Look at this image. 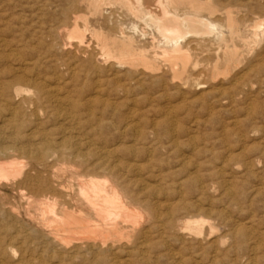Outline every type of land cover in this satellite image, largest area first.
<instances>
[{
	"label": "rangeland",
	"instance_id": "374dc122",
	"mask_svg": "<svg viewBox=\"0 0 264 264\" xmlns=\"http://www.w3.org/2000/svg\"><path fill=\"white\" fill-rule=\"evenodd\" d=\"M44 1H48L47 3L52 2L48 4L47 8H43ZM242 2L245 4V8L240 13L247 16L245 17V25L251 26L258 20H263L264 22V0H242ZM54 5V0H0V20L3 21L4 18L2 23L0 21V86H3L2 88L0 87V107L2 108H0V147L20 144V146L32 151V155L38 152L45 154L44 152L49 147L60 151L58 155L56 154L57 157L51 160L47 159L41 164L42 166L37 165L41 171L42 179H51L53 184L55 180L59 182L56 184L57 182L55 181V184L58 185L57 188L59 187L60 189L57 195H36L34 193L30 194L31 191L23 187L16 189L12 186V177L8 181H2V187L0 188V202H2L0 203V206L2 205L0 208V263L127 264L128 261L130 264H264V58L259 55L261 50H264V41L252 43L253 45L248 52L247 59L235 65L233 71H202L203 74L201 71H198V73L197 71H178L177 74L172 71H146L147 73L143 71L140 83H138L127 79L126 71H68L66 67L59 64L63 62L64 57L62 60H58L54 55L50 56L46 51L47 43H53L54 39L48 36V24L44 23V18L54 12ZM13 15L18 18L16 19ZM248 20L249 23H247ZM11 25H14L16 29L12 28ZM28 26L29 28H26ZM4 27L6 29H3ZM148 30L151 32L153 29L150 28ZM40 41H43V43ZM27 44L28 46H26ZM34 46L36 50H32ZM17 52L20 53L18 54ZM16 53L19 58L16 57ZM251 64L260 65V70L248 71ZM114 72L118 73L115 74ZM121 75L123 78H121ZM148 75L151 76L149 77ZM31 78L33 81L30 80ZM199 79L200 81H198ZM44 81L49 85H46ZM233 81L239 83L236 85ZM32 82L34 84H31ZM195 82L200 83L196 84ZM119 83L124 85L122 86ZM16 84H22L21 86L28 90L24 92L25 96H16L11 92L9 88ZM47 86L51 89L49 90ZM127 86L132 89L129 93L121 90ZM218 87H220V90ZM52 89L53 93H49L52 92ZM100 90L102 91L100 92ZM96 95L97 98L100 95L99 100H97ZM102 95L103 97H101ZM16 99L19 100L16 102ZM134 100H136V103ZM37 101L41 102L38 103ZM73 102L74 104H72ZM27 110L30 112H27ZM65 111L66 113H64ZM42 112L44 113L42 114ZM90 113L93 115L91 116ZM5 118L7 119L6 121L4 120ZM224 129H229L230 131L224 132ZM14 130L17 131L15 132ZM60 132L61 134H59ZM2 137H4L3 140ZM10 137H15L16 141L10 140ZM4 140L6 141L3 142ZM8 141L10 144H8ZM86 141L88 143H85ZM117 146L118 148H116ZM94 147L97 148L94 149ZM67 151L70 152L68 153ZM11 155L9 159H3L0 162L14 161L18 165H22L24 170L29 168L31 164H36L32 155L31 158L16 152H12ZM92 155L93 157L89 158ZM104 156L106 157L104 158ZM19 160H22V162ZM74 162L77 164L80 162V164H85V166L76 165ZM129 163L132 165L130 166ZM103 167H106V170ZM47 171L48 175L46 174ZM52 173L53 178L51 177ZM89 173L94 178H108L112 184L115 179H118L117 182L119 184L132 187L133 193L140 199V201H132L133 203L130 201L132 206L136 204L135 207L140 208V210L142 205L144 207L149 204H151V206L149 205L150 207L154 206L151 209L149 206L147 208L142 207L143 214L147 213V215H144L146 218L141 215L138 219L132 221L123 219L124 222L121 221V225H123L125 230L122 234L123 236L110 237L111 241L107 239L111 247L106 246L102 249L97 248L90 251L86 247H79L80 245L74 240L81 235L75 234L78 235L75 236L74 233L62 232L64 236H71L69 238L72 239L69 242L70 244L64 242V244L59 245L49 235L50 231L58 227V224L47 222L46 224L48 225H46L38 220V218L43 216L47 219L51 216H55L54 219H59V206H61L62 202L70 203L72 196L69 192L74 193L78 188L79 180L89 178ZM168 174L171 175L169 176ZM160 175L163 176L159 177ZM162 180L163 182H160ZM190 185L192 190L189 188ZM143 186L144 188H142ZM74 187L76 189H73ZM158 187L161 189H158ZM227 189H229L228 192ZM182 192L184 193L182 194ZM27 193L29 194L28 196ZM33 195L36 198L39 196L38 199L41 201L33 198ZM50 196L51 198L49 199ZM53 197H57V199ZM46 198H48L46 202L52 201H49L52 203L51 206L56 203L55 211H57V214L54 210H52L53 212L51 210L46 211L47 214L44 213L46 203L43 200H46ZM180 198L184 200L182 201ZM14 201L15 203H13ZM165 201H167L166 204ZM168 202L170 203L168 204ZM197 203H199V206ZM157 208L160 210H157ZM174 208L177 209L175 210ZM208 209L212 212L211 214ZM28 212L33 217L28 216ZM154 213L155 215H153ZM34 216L35 220H33ZM186 216H191L190 218H201L202 216L204 219L207 218L201 235L194 236L188 232L181 233L177 230L178 228L173 229L171 224L168 223L171 217L176 222L188 219ZM145 220L147 221L146 225ZM132 222L133 224H131ZM54 225L56 226L55 228H53ZM140 226L145 227V229ZM36 228L39 231L35 230ZM251 233L254 234L252 235ZM148 234L151 235V238ZM25 235L26 238L24 237ZM15 237L18 238L16 239ZM258 241L260 242L258 243ZM133 250L135 251L133 252ZM142 250H144L143 252L146 251L145 255ZM173 252L176 258L173 257ZM104 258L107 259L105 260ZM30 261L32 262L30 263ZM60 261L62 262L60 263Z\"/></svg>",
	"mask_w": 264,
	"mask_h": 264
},
{
	"label": "bare ground",
	"instance_id": "6f19581e",
	"mask_svg": "<svg viewBox=\"0 0 264 264\" xmlns=\"http://www.w3.org/2000/svg\"><path fill=\"white\" fill-rule=\"evenodd\" d=\"M48 1H44L42 7L47 8ZM54 12L50 13L44 20L48 24V36L54 39L53 43H47L48 54L54 55L58 60H62L59 64L66 67L68 71H126L127 79L140 83L143 71H172L177 74L178 71H233L234 66L240 64L242 60L247 59L252 43L264 41V22L258 20L251 26L245 25L247 16L241 15L240 11L245 8L242 0H54ZM35 4V3H34ZM51 5V4H50ZM247 5V4H246ZM29 6V5H28ZM249 6V5H248ZM52 8V7H51ZM45 10V9H44ZM5 11V10H4ZM51 11V10H50ZM34 12V11H32ZM4 13V12H3ZM11 13V12H10ZM40 13V12H39ZM6 14V13H5ZM48 14V13H47ZM1 15V14H0ZM248 15V14H247ZM15 16V15H13ZM4 17V15H3ZM32 17V16H31ZM36 17V16H35ZM11 18V17H10ZM9 18V19H10ZM17 19L18 17L15 16ZM1 19V16H0ZM264 19V18H263ZM11 20V19H10ZM14 20V19H13ZM1 21V20H0ZM4 21V18H3ZM1 21V23L3 22ZM6 22V21H5ZM252 22V21H251ZM249 23V20L247 21ZM7 26V25H6ZM9 26V24H8ZM12 26V25H11ZM22 26V25H21ZM25 26V25H24ZM10 27V26H9ZM7 27V28H9ZM14 25L12 26V28ZM15 28V27H14ZM26 28H29L26 27ZM153 29L149 32L148 29ZM2 29V27H1ZM3 29H6L5 27ZM16 29V28H15ZM12 30V29H10ZM17 31V30H16ZM36 31V30H35ZM40 31V30H39ZM13 32V31H11ZM29 33V32H28ZM35 33V32H34ZM32 35V34H31ZM43 35V34H42ZM33 36V35H32ZM150 36V37H149ZM1 39V38H0ZM4 39V38H2ZM26 39V38H25ZM35 39V38H34ZM37 39V38H36ZM50 39V38H49ZM6 40V39H5ZM4 41V40H3ZM9 41V39H8ZM11 41V40H10ZM24 41V40H23ZM50 41V40H49ZM1 42V40H0ZM32 42V41H30ZM43 43V41H40ZM5 43H7L5 41ZM262 43V42H261ZM3 44V43H1ZM36 44V43H35ZM25 45V44H23ZM6 46V44H5ZM21 46V44H20ZM28 46V44L26 45ZM33 46V45H32ZM40 47V46H39ZM14 48V47H13ZM11 48V49H13ZM1 49V48H0ZM4 49V48H3ZM9 49V48H7ZM20 50V49H19ZM32 50H36L34 46ZM38 50V49H37ZM24 51V50H22ZM27 51V49H26ZM11 52V51H10ZM28 52V51H27ZM31 52V51H29ZM18 53V52H17ZM16 53V57H17ZM20 53V52H19ZM18 53V54H19ZM7 54V53H6ZM33 54V52H32ZM47 54V53H46ZM260 56L264 58V50H261ZM8 56V55H7ZM14 56V55H13ZM47 57V56H46ZM19 58V57H17ZM16 58V59H17ZM21 58V56H20ZM24 58V57H23ZM42 58V57H41ZM40 58V59H41ZM52 58V57H51ZM14 59V58H13ZM53 59V58H52ZM19 60V59H18ZM25 61V60H23ZM249 61V60H248ZM263 61V60H262ZM28 63V60H27ZM26 63V64H27ZM51 63V62H50ZM25 64V65H26ZM43 64V63H42ZM256 64V63H255ZM17 65V64H15ZM243 65V64H242ZM24 67V66H23ZM241 67V66H240ZM246 67V66H245ZM14 68V67H13ZM16 68V66H15ZM261 66L249 65L248 71H258ZM23 69V68H22ZM26 69V68H25ZM142 71V72H141ZM247 71V70H246ZM200 72V73H201ZM31 73V72H30ZM34 73V72H33ZM39 73V72H38ZM70 73V72H67ZM115 73V72H114ZM118 73V72H117ZM115 73V74H117ZM147 73V72H146ZM150 73V72H148ZM21 74V73H20ZM66 74V73H65ZM76 74V72H74ZM114 74V75H115ZM151 74V73H150ZM203 74V72H202ZM217 74V73H216ZM19 75V74H16ZM23 75V74H22ZM21 75V76H22ZM92 75V74H91ZM123 75V74H122ZM121 75V76H122ZM152 75V74H151ZM151 75H148L149 77ZM167 75V74H165ZM192 75V74H191ZM197 75V74H196ZM205 75V74H204ZM208 75V74H207ZM210 75V74H209ZM28 76V75H27ZM98 76V75H97ZM140 76V77H139ZM155 76V75H154ZM190 76V75H188ZM10 77V76H8ZM69 77V76H68ZM119 77V76H118ZM145 77V76H144ZM161 77V76H160ZM194 77V76H193ZM198 77V75H197ZM206 77V76H205ZM19 78V77H18ZM26 78V77H24ZM37 78V77H36ZM34 78V80H36ZM114 78V77H113ZM123 78V76L121 77ZM208 78V77H207ZM210 78V76H209ZM23 79V78H22ZM60 79V78H59ZM100 79V78H99ZM102 79V78H101ZM119 79V78H118ZM148 79V78H147ZM159 79V78H158ZM240 79V78H239ZM24 80V79H23ZM29 81L28 79H26ZM25 80V81H26ZM32 80V78L30 79ZM42 80V79H41ZM40 80V81H41ZM107 80V79H106ZM111 80V78H110ZM124 80V79H123ZM156 80V79H155ZM165 80V79H164ZM33 81V80H32ZM66 81V79H65ZM102 81H104L102 79ZM118 81V80H117ZM116 81V82H117ZM122 81V80H121ZM174 81V80H173ZM172 81V82H173ZM200 81V79L198 80ZM30 82V81H29ZM38 82V81H37ZM36 82V84H37ZM42 82V81H41ZM88 82V81H87ZM165 82V81H164ZM234 84L236 81H233ZM19 83V82H18ZM43 83V82H42ZM45 83V81H44ZM80 83V82H79ZM98 83V81H97ZM96 83V84H97ZM106 83V82H105ZM135 83V82H133ZM159 83V82H158ZM180 83V82H179ZM178 83V84H179ZM196 84L200 82H195ZM202 83V81H201ZM204 83V82H203ZM8 84V83H7ZM27 84V83H25ZM31 84H34L33 82ZM46 84V83H45ZM100 84V83H99ZM110 84V82H109ZM112 84V82H111ZM121 84V83H119ZM166 84V83H165ZM206 84V83H205ZM2 85V84H1ZM4 85V84H3ZM16 84L9 89L16 96H25L24 92L28 91ZM39 85V84H38ZM46 85H49L48 83ZM122 86L124 84H121ZM126 85V84H125ZM134 85V84H133ZM143 85V84H142ZM174 85V84H173ZM216 85V84H215ZM30 86V85H29ZM99 86V85H98ZM183 86V85H182ZM235 86V85H234ZM1 87V86H0ZM3 87V86H2ZM1 87V88H2ZM108 87V86H107ZM137 87V86H136ZM144 87V86H143ZM187 87V86H186ZM198 87V86H197ZM196 87V88H197ZM240 87V85H239ZM48 88V86H47ZM56 88V87H55ZM54 88V89H55ZM59 88V87H58ZM134 88V87H133ZM195 88V89H196ZM220 87H218L219 89ZM225 88V87H224ZM245 88V87H244ZM263 88V87H262ZM49 89V88H48ZM51 89V88H50ZM49 89V90H50ZM100 89V88H99ZM190 89V88H189ZM201 89V88H200ZM204 89V86H203ZM222 89V88H221ZM226 89V88H225ZM36 90V89H33ZM57 90V89H55ZM104 90V89H103ZM129 93L132 91L130 86L121 89ZM193 90V89H191ZM209 90V89H208ZM212 90V89H211ZM220 90V89H219ZM223 90V89H222ZM37 91V90H36ZM44 91V90H43ZM84 91V90H83ZM96 91V90H95ZM102 90H100L101 92ZM55 92V91H54ZM59 92V91H58ZM81 92V91H79ZM120 92V90H119ZM3 93V92H2ZM47 93V92H46ZM53 93V89L52 92ZM69 93V92H68ZM82 93V92H81ZM111 93V92H110ZM109 93V94H110ZM207 93V92H206ZM115 94V93H114ZM124 94V93H123ZM14 95V96H15ZM67 95V94H66ZM121 95V94H120ZM127 95V94H126ZM134 95V94H133ZM242 95V94H241ZM39 96V95H38ZM48 96V95H47ZM69 96V95H68ZM116 96V95H114ZM1 97V95H0ZM3 97V96H2ZM13 97V96H12ZM40 97V96H39ZM65 97V96H64ZM84 97V96H83ZM100 95L97 98L99 100ZM103 97V95L101 96ZM27 98V97H26ZM57 98V96H56ZM69 98V97H68ZM21 99V98H20ZM85 99V98H84ZM93 99V97H92ZM95 99V97H94ZM109 99V98H108ZM107 99V100H108ZM226 99V98H225ZM19 100V99H18ZM16 99V102L18 101ZM27 100V99H26ZM64 100V99H62ZM68 100V99H67ZM91 100V99H90ZM252 100V99H251ZM2 101V100H1ZM25 101V100H24ZM29 101V100H27ZM95 101V100H94ZM113 101V100H112ZM136 103V100H134ZM229 101V100H228ZM15 102V103H16ZM34 102V101H33ZM38 102V101H37ZM41 102V101H40ZM38 102V103H40ZM70 102V101H69ZM100 102V101H98ZM97 102V103H98ZM2 103V102H1ZM5 103V101H4ZM44 103V102H43ZM58 103V102H57ZM85 103V102H84ZM176 103V102H175ZM226 103V102H225ZM25 104V103H24ZM53 104V103H52ZM61 104V103H60ZM74 104V102L72 103ZM70 104V105H72ZM77 104V103H75ZM92 104V103H91ZM117 104V103H116ZM115 104V105H116ZM2 105V104H1ZM19 105V104H18ZM30 105V104H29ZM41 105V104H40ZM39 105V106H40ZM56 105V104H55ZM59 105V104H58ZM57 105V106H58ZM80 105V104H79ZM83 105V104H82ZM88 105V104H87ZM94 105V104H92ZM251 105V104H250ZM249 105V106H250ZM42 106V105H41ZM67 106V105H64ZM11 107V106H8ZM26 107V106H25ZM28 107V106H27ZM34 107V106H33ZM61 107V106H58ZM69 107V106H68ZM252 107V106H251ZM1 108V107H0ZM64 108V107H63ZM72 108V107H70ZM75 108V107H74ZM87 108V107H86ZM93 108V107H91ZM2 109V108H1ZM8 109V108H6ZM33 109V108H32ZM79 109V107H78ZM109 109V107H108ZM112 109V108H111ZM54 110V109H53ZM60 110V109H59ZM94 110V109H93ZM92 110V111H93ZM42 111V110H40ZM49 111V110H48ZM134 111V110H133ZM169 111V110H168ZM249 111V110H248ZM20 112V111H19ZM27 112H30L27 110ZM32 112V111H31ZM68 112V110H67ZM70 112V111H69ZM72 112V111H71ZM152 112V111H151ZM171 112V111H170ZM21 113V112H20ZM23 113V112H22ZM36 113H38L36 111ZM44 112H42L43 114ZM62 113V111H61ZM60 113V114H61ZM66 113V111L64 112ZM73 113V112H72ZM71 113V114H72ZM96 113V112H95ZM91 114V113H90ZM114 114V113H113ZM38 115V114H37ZM49 115V114H48ZM76 115V113H75ZM93 114H91L92 116ZM107 115V114H106ZM133 115V114H132ZM8 116V115H7ZM11 116V115H10ZM27 116V115H26ZM53 116V115H52ZM109 116V115H108ZM134 116V115H133ZM173 116V115H172ZM9 117V116H8ZM7 117V118H8ZM28 117V116H27ZM73 117V116H72ZM78 117V116H76ZM95 117V116H94ZM115 117V116H114ZM130 117V116H129ZM62 118V117H61ZM60 118V119H61ZM67 118V116H66ZM75 118V117H74ZM73 118V120H74ZM17 119V118H16ZM15 119V121H16ZM36 119V118H35ZM49 119V118H48ZM59 119V117H58ZM79 119V118H78ZM7 120L6 118L4 119ZM9 120V118H8ZM19 120V119H17ZM31 120V119H30ZM42 120V119H41ZM68 120V119H67ZM80 120V119H79ZM132 120V118H131ZM1 121V120H0ZM26 121V120H25ZM34 121V120H33ZM71 121V120H70ZM10 123V121H8ZM75 122V121H74ZM174 122V121H173ZM178 122V121H177ZM25 123V122H24ZM40 123V122H39ZM70 123V122H69ZM5 124H7L5 122ZM4 124V125H5ZM14 124V123H13ZM32 124V123H31ZM35 124V123H34ZM33 124V125H34ZM42 124V123H41ZM138 124V123H137ZM141 124V123H140ZM2 125V124H1ZM9 125V124H8ZM11 125V124H10ZM18 125V124H17ZM122 125V124H121ZM176 125V124H175ZM6 126V125H5ZM31 126V125H30ZM110 126V125H109ZM3 127V126H2ZM27 127V126H26ZM39 127V126H37ZM57 127V126H56ZM78 127V126H77ZM136 127V125H135ZM141 127V126H139ZM138 127V128H139ZM176 127V126H175ZM5 128V127H4ZM3 128V129H4ZM11 128V126H10ZM71 128V127H70ZM87 128V127H86ZM227 128V126H226ZM2 129V130H3ZM67 129V128H66ZM72 129V128H71ZM137 129V128H136ZM163 129V128H161ZM177 129V128H176ZM7 130V129H6ZM23 130V129H22ZM36 130V129H35ZM34 130V131H35ZM42 130V129H41ZM143 130V129H142ZM1 131V130H0ZM8 131V130H7ZM6 131V132H7ZM15 131V130H14ZM17 131V130H16ZM15 131V132H16ZM48 131V130H47ZM58 131V130H57ZM68 131V130H67ZM77 131V130H76ZM131 131V130H130ZM141 131V129H140ZM145 131V130H144ZM160 131V129H159ZM224 129V132H229ZM253 131V130H252ZM5 132V129H4ZM43 132V130H42ZM106 132V130H105ZM109 132V131H108ZM138 133V131H136ZM162 132V131H161ZM255 132V131H254ZM2 133V132H1ZM50 133V132H46ZM77 133V132H76ZM93 133V132H92ZM136 133V134H137ZM148 133V132H147ZM146 133V134H147ZM151 133V132H150ZM42 134V133H41ZM61 134V132L59 133ZM67 134V133H66ZM116 134V133H115ZM141 134V133H139ZM153 134V133H151ZM168 134V133H167ZM3 135V133H2ZM8 135V134H7ZM39 135V134H36ZM65 135V134H64ZM68 135V134H67ZM154 135V134H153ZM161 135V134H160ZM4 136V135H3ZM10 136V134H9ZM12 136V135H11ZM22 136V135H21ZM40 136V135H39ZM44 136V134H43ZM66 136V135H65ZM78 137V135H76ZM75 136V137H76ZM80 136V135H79ZM138 136V135H137ZM162 136V135H161ZM167 136V135H166ZM226 136V134H225ZM6 137V136H5ZM13 137V136H12ZM34 137V135H33ZM36 137V136H35ZM42 137V136H41ZM45 137V136H44ZM76 137V138H77ZM111 137V136H110ZM115 137V136H114ZM145 137V136H144ZM149 137V136H148ZM159 137V136H158ZM168 137V136H167ZM15 138V137H14ZM14 138L10 137V140ZM29 138V137H28ZM50 138V137H49ZM54 138V137H53ZM66 138V137H65ZM70 138V137H68ZM81 138V137H80ZM146 138V137H145ZM155 138V137H154ZM4 137H2V140ZM25 139V138H24ZM23 139V140H24ZM33 139V138H32ZM64 139V138H63ZM88 139V138H87ZM117 139V138H116ZM139 139V137H138ZM142 139V138H141ZM149 139V138H148ZM176 139V138H175ZM1 140V139H0ZM46 140V139H45ZM49 140V139H48ZM77 140V139H74ZM91 140V139H90ZM89 140V141H90ZM153 140V139H150ZM155 140V139H154ZM4 140L3 142H5ZM16 141V140H15ZM33 141V140H32ZM88 141V140H87ZM85 143H88V142ZM137 141V140H136ZM193 141V140H192ZM22 142V141H20ZM43 142V141H42ZM45 142V141H44ZM50 143L49 141H46ZM60 142V140H59ZM81 142V140H80ZM218 142V141H217ZM24 143V142H23ZM47 143V144H48ZM54 143V141H53ZM56 143V142H55ZM78 143V142H77ZM96 143V142H94ZM94 143H90L95 145ZM4 144V143H3ZM6 144V143H5ZM8 144L9 141H8ZM52 144V143H51ZM63 144V143H62ZM82 144V143H81ZM135 144V143H134ZM72 145V144H71ZM39 146V145H38ZM42 146V145H41ZM48 146V145H47ZM62 146V145H61ZM79 146V145H77ZM100 146V145H99ZM120 146V145H118ZM118 146L116 148H118ZM221 146V145H220ZM54 147V146H53ZM69 147V146H68ZM82 147V146H81ZM92 147V145H91ZM90 147V148H91ZM98 147V145H97ZM97 147H94L97 148ZM144 147V146H143ZM199 147V146H198ZM37 148V147H36ZM39 148V147H38ZM63 148V147H62ZM99 148V147H98ZM103 148V147H102ZM120 148V147H119ZM150 148V147H149ZM194 148V147H193ZM218 148V147H217ZM236 148V147H235ZM66 149V148H63ZM69 149V148H68ZM67 149V150H68ZM81 149V148H80ZM93 149V148H92ZM100 149V148H99ZM97 149V150H99ZM105 149V148H103ZM107 149V148H106ZM112 149V148H111ZM151 149V148H150ZM155 149V148H154ZM32 150V149H31ZM38 150V149H37ZM90 150V149H89ZM110 150V149H108ZM107 150V151H108ZM117 150V149H115ZM34 151V150H33ZM65 151V150H64ZM101 151V149H100ZM20 153L22 156L33 154L28 148L17 144L4 145L0 147V160L9 159L11 153ZM68 152V151H67ZM70 152V151H69ZM68 152V153H69ZM81 152V151H80ZM106 152V151H105ZM112 152H114L112 150ZM45 154L38 152L32 155L36 164H31L29 168L23 169L22 165H18L14 161L0 162V188L2 181H8L13 178L12 186L16 189L26 188L36 195L43 194L57 195L59 193V182L56 184L51 179H42L39 166L47 159H53L60 153L54 148H47ZM66 153V151H65ZM84 153V152H83ZM86 153V151H85ZM84 153V154H85ZM104 153V151H102ZM110 153V152H109ZM108 153V155H109ZM185 153V152H184ZM187 153V152H186ZM57 154V155H56ZM92 154V153H91ZM94 154V153H93ZM150 154V153H149ZM188 154V153H187ZM232 154V153H231ZM86 155V154H85ZM118 155V154H117ZM19 156V155H18ZM87 156V155H86ZM152 156V155H151ZM190 156V155H189ZM67 157V156H66ZM77 157V156H76ZM93 157L92 156H89ZM98 157V156H97ZM106 156H104L105 158ZM120 157V156H119ZM20 158V157H19ZM70 158V157H68ZM214 158V157H213ZM66 159V158H65ZM74 159V158H71ZM111 159V158H110ZM118 159V157H117ZM31 160V159H30ZM68 160V159H67ZM93 160V159H92ZM91 160V161H92ZM103 160V159H102ZM109 160V159H108ZM189 160V159H188ZM249 160V159H248ZM259 160V159H258ZM22 162V160H19ZM72 161V160H71ZM88 161V160H87ZM90 161V162H91ZM122 161V160H120ZM50 162V161H49ZM62 162V161H61ZM60 162V164H62ZM70 162V161H69ZM229 162V161H227ZM20 163V162H19ZM58 163V162H57ZM72 163V162H71ZM75 163V162H74ZM82 163V162H81ZM139 163V162H138ZM26 164V163H25ZM67 164V163H66ZM76 165L80 164V162ZM89 164V163H88ZM102 164V163H101ZM117 164V163H116ZM120 164V163H119ZM118 164V165H119ZM238 164V163H237ZM261 164V163H260ZM49 165V164H48ZM52 165V164H50ZM82 165V164H80ZM79 165V166H80ZM131 166L132 164L129 163ZM42 166V165H41ZM71 166V165H69ZM82 166H85L82 165ZM117 166V165H116ZM206 166V165H205ZM46 167V166H45ZM44 167V168H45ZM53 167V166H51ZM57 167V166H56ZM137 167V166H136ZM208 167V166H207ZM43 168V169H44ZM55 168V167H53ZM99 168V167H98ZM97 168V169H98ZM104 168V167H103ZM106 168V167H105ZM104 168V169H105ZM140 169V167L138 166ZM51 169V168H50ZM73 169V168H72ZM76 169V168H75ZM143 169V168H142ZM84 170V169H83ZM82 170V171H83ZM106 170V169H105ZM211 170V169H210ZM50 171V170H49ZM81 171V172H82ZM90 171V169H89ZM141 171V170H140ZM46 172V171H45ZM87 172V171H86ZM102 172V171H101ZM100 172V174H101ZM143 172V171H141ZM140 172V174H141ZM51 173V171H50ZM57 173V172H56ZM63 173V172H62ZM67 173V171H65ZM123 173V172H122ZM138 173V172H137ZM48 175V171L46 173ZM90 174V173H89ZM88 174V175H89ZM96 174V173H95ZM112 174H114L112 172ZM126 174V173H125ZM165 174V173H164ZM53 173L51 174L52 177ZM66 175V174H65ZM64 175V177H65ZM69 175V173H68ZM83 175V174H80ZM97 175V174H96ZM102 175V174H101ZM107 175V173H106ZM169 175V174H168ZM171 175V174H170ZM169 175V176H170ZM182 175V173H181ZM184 175V174H183ZM67 176V175H66ZM76 176V175H75ZM85 176V175H83ZM87 176V175H86ZM94 176V175H93ZM114 176V175H112ZM111 176V177H112ZM126 176V175H125ZM143 176V175H142ZM163 176V175H162ZM161 175L159 177H162ZM63 177V178H64ZM106 177V176H105ZM104 177V178H105ZM110 177V176H109ZM115 177V176H114ZM120 177V175H119ZM50 178V176H49ZM53 178V177H52ZM84 178V177H83ZM138 178V176H137ZM209 178V177H208ZM80 179V178H79ZM115 179V178H114ZM173 179V178H172ZM212 179V178H211ZM110 179H100L91 177L79 180L78 188L71 193L70 203L62 202L59 206V219L51 216L48 219L38 218L40 223L58 224L49 226L55 228L50 231V237L59 245L64 242L69 243L71 239L63 235L66 233H74L81 235L75 238L79 247H86L89 251L93 249H102L110 246L107 239L110 237L123 236L124 227L121 221L130 219L136 220L139 216L147 213L140 208H136V204L132 206L130 201H140L139 197L133 193L132 187L129 185H121L115 179L112 184ZM137 180V179H136ZM141 180V179H140ZM144 180V179H143ZM67 181V180H66ZM70 181V180H69ZM113 181V180H112ZM139 181V178H138ZM150 181V180H149ZM146 181V182H149ZM227 181V180H226ZM111 182V184H110ZM124 182V180H123ZM142 182V180H141ZM160 182H163L160 181ZM198 182V181H197ZM204 182V181H202ZM62 183V182H60ZM64 183V182H63ZM173 183V182H172ZM200 183V182H198ZM205 183V182H204ZM73 184V183H72ZM71 184V185H72ZM203 184V183H202ZM61 185V184H60ZM70 185V187H71ZM75 185V184H73ZM153 185V184H151ZM159 185V184H158ZM178 185V184H177ZM187 185V184H186ZM214 185V184H213ZM6 186V185H5ZM134 186V185H133ZM146 186V185H145ZM169 186V185H168ZM174 186V185H173ZM179 186V185H178ZM188 186V185H187ZM218 186V185H215ZM214 186V187H215ZM68 187V186H67ZM152 187V186H151ZM162 187V186H161ZM193 187V185H192ZM227 187V186H226ZM144 188V186L142 187ZM148 188V187H147ZM191 188V185L190 187ZM204 188V186H203ZM202 188V189H203ZM261 188V186H260ZM67 189V188H66ZM71 189V188H70ZM73 189H76L75 187ZM158 189H161L158 187ZM201 189V190H202ZM212 189V188H211ZM232 189V188H231ZM138 190V189H135ZM192 190V188H191ZM229 189H227L228 192ZM28 191V190H27ZM72 191V190H70ZM163 191V189H162ZM196 191V190H195ZM203 191V190H202ZM25 192V191H23ZM191 192V191H190ZM189 192V193H190ZM224 192V191H223ZM68 193V192H67ZM154 193V192H153ZM172 193V192H170ZM180 193V192H179ZM184 192H182L183 194ZM230 193V192H229ZM25 194V193H24ZM69 194V196H70ZM231 194V193H230ZM29 194L27 193V196ZM60 195V194H59ZM158 195V194H157ZM171 195V194H170ZM232 195V194H231ZM34 196V195H33ZM162 196V195H161ZM175 196V195H174ZM203 196V195H202ZM45 197V196H44ZM204 197V196H203ZM12 198V197H11ZM21 198V196H20ZM33 198H36L34 196ZM39 198V196H38ZM36 198V199H38ZM51 196L49 197V199ZM54 198V197H53ZM52 198V200H53ZM57 199V197H55ZM54 198V199H55ZM168 198V197H167ZM14 199V198H13ZM158 199V196H157ZM181 199V198H180ZM11 200V199H10ZM9 200V201H10ZM35 200V199H33ZM39 200V199H38ZM44 199L46 205L45 212L49 210L55 211V204L52 201ZM69 200V199H67ZM184 200L183 198L181 199ZM8 201V200H6ZM12 201V200H11ZM22 201V200H21ZM41 201V200H39ZM61 201V200H59ZM64 201V200H63ZM147 201V200H146ZM150 201V200H148ZM180 201V200H179ZM28 202V201H27ZM32 203V201H29ZM57 202V201H56ZM132 202V203H133ZM167 201H165L166 204ZM219 202V201H218ZM2 203V202H0ZM15 203V201L13 202ZM36 203V202H35ZM39 203V202H38ZM137 203V202H136ZM155 203V202H154ZM170 202H168L169 204ZM172 203V202H171ZM192 203V202H191ZM194 203V202H193ZM5 204V203H4ZM23 204V203H22ZM28 204V203H25ZM30 204V203H29ZM145 204V203H144ZM158 204V203H157ZM199 203H197L198 205ZM59 205V202H58ZM151 206V204H149ZM148 205V206H149ZM161 205V204H160ZM183 205V204H182ZM2 206V205H1ZM0 206V208H1ZM5 206V205H4ZM3 206V208H4ZM7 206V205H6ZM42 206V205H41ZM147 206V207H148ZM149 206V207H150ZM156 206V205H155ZM170 206V205H169ZM199 206V205H198ZM29 207V205H28ZM30 207H32L30 205ZM54 207V208H53ZM144 207V208H147ZM152 207H154L152 205ZM150 207V209L152 208ZM158 207V206H157ZM160 207V206H159ZM201 207V204H200ZM10 208V207H9ZM26 208V207H25ZM170 208V207H169ZM203 208V207H202ZM175 209V208H174ZM177 209V208H176ZM175 209V210H176ZM237 210V208H235ZM23 210V209H22ZM156 210V209H154ZM157 210H160L157 208ZM201 210V209H200ZM25 211V209H24ZM43 211V208H42ZM47 211V212H46ZM146 211V209H145ZM173 211V210H172ZM195 211V210H194ZM209 211V209H208ZM246 211V210H245ZM30 212V211H29ZM28 216H32L29 215ZM53 212V211H52ZM160 212V211H159ZM162 212V211H161ZM168 212V211H166ZM210 214L212 213L209 211ZM2 213V210H1ZM42 213V212H41ZM179 213V212H178ZM201 213V212H200ZM3 214V213H2ZM14 214V213H13ZM27 214V213H26ZM32 214V213H31ZM57 214V213H56ZM152 214V213H151ZM161 214V213H160ZM163 214V213H162ZM170 214V213H168ZM177 214V213H176ZM43 215V214H42ZM45 215V214H44ZM155 215V213L153 214ZM159 215V214H158ZM157 215V216H158ZM166 215V214H165ZM180 215V214H179ZM199 215V214H198ZM217 215V214H216ZM17 216V215H16ZM58 216V217H59ZM152 216V215H151ZM160 216V215H159ZM159 216L157 217L159 219ZM162 216V215H161ZM172 216V214H171ZM201 216V215H200ZM33 217V216H32ZM149 217V216H148ZM187 217V216H186ZM186 220L174 221L171 217L169 224L173 229L178 228L179 232H188L194 236L203 233L204 225L207 218H190ZM18 218V217H17ZM31 218V217H30ZM146 218V216L144 217ZM154 218V217H153ZM152 218V219H153ZM185 218V217H184ZM35 216L33 220H35ZM148 219V218H147ZM164 219V218H163ZM15 220V219H14ZM22 220V219H21ZM20 220V221H21ZM144 220V219H143ZM161 220V219H160ZM165 220V219H164ZM250 220V219H249ZM24 221V220H23ZM32 221V220H31ZM37 221V220H36ZM129 221V222H131ZM142 221V220H141ZM33 222V221H32ZM145 220V225H146ZM154 222V221H153ZM152 222V223H153ZM27 223V222H26ZM144 223V222H143ZM155 223V222H154ZM243 223V222H242ZM12 224V223H10ZM133 224V222L131 223ZM167 224V223H163ZM227 224V223H226ZM30 225V224H28ZM48 225V224H46ZM50 225V224H49ZM130 225V224H129ZM144 225V224H142ZM156 225V224H155ZM11 226V225H9ZM31 226V225H30ZM134 226V225H133ZM162 226V225H161ZM165 226V225H164ZM239 226V225H238ZM33 227V226H32ZM135 227V226H134ZM137 227V226H136ZM141 228L143 226H140ZM153 227V226H152ZM219 227V226H218ZM237 227V226H236ZM248 227V226H247ZM1 228V227H0ZM139 228V227H138ZM145 229V227H143ZM148 228V226H147ZM239 228V227H237ZM24 229V228H23ZM209 229V228H208ZM25 230V229H24ZM22 230V231H24ZM35 230H38L37 228ZM41 230V229H40ZM140 230V229H139ZM142 230V229H141ZM150 230V229H149ZM148 230V231H149ZM235 230V229H233ZM12 231V230H11ZM18 231V230H17ZM39 231V230H38ZM37 231V232H38ZM147 231V230H146ZM145 231V232H146ZM164 231V230H162ZM230 231V230H229ZM20 232V231H19ZM43 232V231H42ZM63 232V233H62ZM140 232V231H139ZM165 232V231H164ZM232 232V231H231ZM34 233V231H33ZM32 233V234H33ZM39 233V232H38ZM138 233V232H137ZM226 233V232H225ZM164 234V233H163ZM162 234V235H163ZM178 234V232H177ZM252 235L254 233H251ZM30 235V234H29ZM35 235V234H34ZM38 235V234H36ZM48 235V234H47ZM70 235V234H69ZM130 235V234H129ZM149 235V234H148ZM157 235V234H156ZM184 235V234H182ZM186 235V234H185ZM189 235V234H188ZM238 235V234H237ZM78 236V235H75ZM127 236V235H126ZM146 236V234H145ZM144 236V237H145ZM151 238V235H149ZM4 237V236H2ZM21 237V236H19ZM26 238V235L24 236ZM148 237V236H147ZM183 237V236H181ZM223 237V236H222ZM237 237V236H236ZM16 239L18 237H15ZM37 238V237H35ZM42 238V237H41ZM185 238V237H184ZM119 239V238H118ZM121 239V238H120ZM146 239V238H145ZM144 239V240H145ZM183 239V238H182ZM186 239V238H185ZM192 239V238H191ZM201 239V238H200ZM218 239V238H217ZM223 239V238H222ZM261 239V238H259ZM1 240V237H0ZM13 240V239H12ZM188 240V239H187ZM210 240V239H209ZM207 240V241H209ZM236 240V239H235ZM262 240V239H261ZM127 241V240H125ZM134 241V240H133ZM200 241V240H198ZM202 241V240H201ZM211 241V240H210ZM218 241V240H216ZM243 241V240H242ZM263 241V240H262ZM261 241V243H262ZM35 242V241H34ZM239 242V241H238ZM260 241H258L259 243ZM2 243V242H1ZM26 243V242H25ZM28 243V242H27ZM40 243V242H39ZM127 243V242H126ZM145 243V242H144ZM149 243V242H148ZM169 243V242H168ZM183 243V242H181ZM189 243V242H188ZM214 243V242H213ZM241 243V241H240ZM10 244V243H9ZM18 244V243H17ZM34 244V243H33ZM37 244V243H36ZM47 241V245H48ZM70 244V243H69ZM76 244V243H74ZM112 244V243H111ZM122 244V243H121ZM131 244V243H129ZM147 244V243H146ZM217 244V243H216ZM222 244V243H221ZM252 244V243H251ZM22 245V244H21ZM67 245V244H66ZM124 245V242H123ZM127 245V244H126ZM143 245V244H142ZM249 245V244H248ZM31 246V245H30ZM58 246V245H57ZM131 246V245H129ZM141 246V245H140ZM256 246V245H255ZM258 246V245H257ZM13 247V246H11ZM10 247V248H11ZM20 247V246H19ZM22 247V246H21ZM50 247V246H49ZM63 247V246H62ZM73 247V246H72ZM111 247V246H110ZM144 247V246H143ZM171 247V246H170ZM222 247V246H221ZM254 247V246H253ZM9 248V249H10ZM71 248V247H70ZM113 248V247H112ZM119 248V247H118ZM263 248V247H262ZM30 249V248H28ZM32 249V248H31ZM38 249V248H37ZM63 249V248H62ZM65 249V248H64ZM109 249V248H108ZM141 249V247H140ZM224 249V248H223ZM255 249V247H254ZM17 250V249H16ZM35 250V249H34ZM58 250V248H57ZM79 250V249H78ZM131 250V249H130ZM129 250V251H130ZM156 250V249H155ZM172 251V249H170ZM27 251V249H26ZM75 251V250H74ZM84 251V250H83ZM100 251V250H99ZM115 251V249H114ZM128 251V252H129ZM135 250H133L134 252ZM144 250H142L143 252ZM153 251V250H152ZM157 251V250H156ZM218 251V249H217ZM249 251V250H248ZM4 252V251H3ZM11 252V251H10ZM60 252V251H59ZM146 252V251H145ZM145 252L143 254L145 255ZM149 252V251H148ZM15 253V252H14ZM25 253V252H24ZM84 253V252H83ZM110 253V252H109ZM156 253V252H155ZM154 253V254H155ZM176 253V251H175ZM213 253V252H212ZM66 254V253H65ZM64 254V255H65ZM88 254V253H87ZM91 254V253H90ZM93 254V253H92ZM115 254V253H114ZM113 254V255H114ZM132 254V253H131ZM169 254V253H168ZM172 254V253H171ZM12 255V254H11ZM20 255V254H19ZM33 255V254H32ZM68 255V254H67ZM94 255V254H93ZM103 255V254H102ZM108 255V254H107ZM106 255V256H107ZM147 255V254H146ZM180 255V254H179ZM214 255V254H213ZM217 255V254H216ZM13 256V255H12ZM76 256V255H75ZM115 256V255H114ZM3 257V256H2ZM23 257V256H22ZM69 257V256H68ZM67 257V259H69ZM73 257V256H72ZM82 257V256H81ZM165 257V256H164ZM173 257L174 252H173ZM235 257V256H234ZM250 257V256H249ZM65 258V257H64ZM63 258V259H64ZM76 258V257H75ZM92 258V257H91ZM117 258V257H116ZM120 258V257H119ZM176 258V257H175ZM35 259V258H34ZM42 259V258H41ZM66 259V258H65ZM105 260L107 258H104ZM43 260V259H42ZM70 260V259H69ZM79 260V259H78ZM97 260V259H96ZM181 260V259H180ZM254 260V259H253ZM65 261V260H64ZM126 261V260H125ZM168 261V260H165ZM164 261V262H165ZM4 263L3 261H1ZM27 262V261H26ZM32 261H30L31 263ZM62 261H60L61 263ZM87 262V261H86ZM102 262V261H101ZM116 262V261H115ZM114 262V263H115ZM121 262V261H120ZM124 262V261H122ZM177 262V261H176ZM196 262V261H195ZM129 262L127 261V264ZM253 263V262H252ZM1 264V263H0ZM53 264V263H52ZM57 264V263H56ZM130 264V263H129Z\"/></svg>",
	"mask_w": 264,
	"mask_h": 264
}]
</instances>
